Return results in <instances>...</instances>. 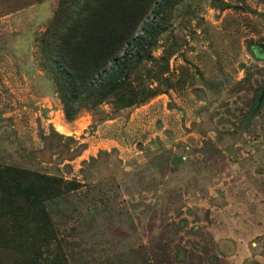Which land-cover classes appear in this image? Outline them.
Returning <instances> with one entry per match:
<instances>
[{
  "label": "rangeland",
  "instance_id": "rangeland-1",
  "mask_svg": "<svg viewBox=\"0 0 264 264\" xmlns=\"http://www.w3.org/2000/svg\"><path fill=\"white\" fill-rule=\"evenodd\" d=\"M0 166V264H264V0H0Z\"/></svg>",
  "mask_w": 264,
  "mask_h": 264
},
{
  "label": "trees",
  "instance_id": "trees-1",
  "mask_svg": "<svg viewBox=\"0 0 264 264\" xmlns=\"http://www.w3.org/2000/svg\"><path fill=\"white\" fill-rule=\"evenodd\" d=\"M112 11L113 9L111 7L105 9L101 14L102 16L104 15V17L102 19L99 18L98 24L102 30L100 32V34L102 35L108 32L114 25V19L111 16L113 15ZM62 49L63 47L61 48V50ZM108 52L112 53L111 59H113V57H116L118 55L117 53L119 52V48L115 47L113 44H110L108 46ZM60 59L62 64L67 66L69 71L72 73L70 84L75 90H77V92H80L90 78L89 70L83 72L82 70L78 69L75 63L66 56L62 55ZM127 61L130 62V59H127ZM124 63H126V61ZM101 89L96 90V97L101 96L99 92V90ZM67 115L69 117L75 116V114L71 113L70 111H67ZM21 184H28L31 185V187H35L37 185L43 194V189L45 190V194H59V192H61L64 188L62 179L55 176L50 177L46 176L45 174H39L37 172L15 170L10 167L0 166V198H10V187ZM41 223L43 224L44 229H49L51 232V224L46 216L43 217L42 215Z\"/></svg>",
  "mask_w": 264,
  "mask_h": 264
}]
</instances>
